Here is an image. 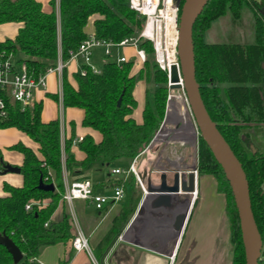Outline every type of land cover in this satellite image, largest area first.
Returning <instances> with one entry per match:
<instances>
[{"label":"trees","instance_id":"16d2710c","mask_svg":"<svg viewBox=\"0 0 264 264\" xmlns=\"http://www.w3.org/2000/svg\"><path fill=\"white\" fill-rule=\"evenodd\" d=\"M184 0L181 1L180 8ZM51 11L39 0H0V25L18 23L13 38L0 41V54H12L17 65L25 66L29 75L38 77L55 67L59 58L69 61L70 53L90 37L119 43L136 37L144 26L140 17L129 6V0H49ZM249 7L255 19V42L207 43L205 33L212 22L226 15L242 17ZM94 17L93 33L87 32ZM196 78L208 112L220 132L242 163L250 188L252 209L264 241V149L252 130L264 131V0H208L198 16L193 30ZM140 49L146 53L142 62L138 56L118 63L107 59L95 72L83 65L85 73L77 71L71 81L67 66L63 69V107L78 108L83 112L81 125L97 131L96 141L87 133L77 142L84 153L78 160L72 151L77 123L69 122L70 137H63L60 119L43 121V104L35 103L22 109L8 103L7 116L0 119V127H14L26 133L37 145L35 151L23 143L11 146L23 154L20 174L23 184H4L0 196V233H5L20 248L24 257L17 264H40L42 250L73 239L69 215L53 220L65 189L64 172L87 169L92 164L109 166L120 159L138 157L153 141L167 108L168 77L154 58L150 41H142ZM135 62L139 71L134 72ZM153 78L154 87L146 89L142 122L134 117L138 101L134 96L137 83ZM59 101V94H51ZM121 98V103L118 101ZM200 174L214 176L218 191L226 195L225 214L233 244L232 264H245L246 255L240 220L229 181L211 150L200 137L198 146ZM54 183V191L38 188L40 179ZM127 181L120 179L113 186H122L130 202L124 206L117 223L103 239V251L95 253L101 262L103 254L125 225L136 192L129 194ZM30 204V209L26 205ZM69 258L64 260L67 264ZM0 264H15L9 251L0 244Z\"/></svg>","mask_w":264,"mask_h":264},{"label":"crops","instance_id":"0c3cea01","mask_svg":"<svg viewBox=\"0 0 264 264\" xmlns=\"http://www.w3.org/2000/svg\"><path fill=\"white\" fill-rule=\"evenodd\" d=\"M39 1L43 3L45 11H51L49 0ZM20 26L18 23L0 25V41L13 38ZM93 30L94 26L87 32L91 35ZM125 57L131 58L128 55ZM82 63L83 60L80 58L68 63L67 68L71 81H73L72 74L82 70ZM137 64L140 66L138 62ZM141 81L144 83L139 86L141 97H137L136 88L134 90V96L138 101L134 117L138 122H142L145 93L149 88V83L145 79L139 82ZM57 89L58 75L51 73L47 77V87L38 88L34 92V104L40 102L43 104V121L58 119L52 112V99L54 98L51 97V94L58 93ZM67 110L73 111L71 117L67 118ZM78 110L81 114L77 120L75 116ZM63 116L62 134L64 138L71 135L69 122L73 120L77 123L72 151L76 158L81 160L84 153L77 147L79 138L90 133L96 141H99L101 136L97 131L81 125L83 118L81 109L66 108L63 110ZM162 121L163 125L158 129L152 143L137 157V175L114 173L115 169L127 170L135 158L120 159L107 166L106 169L103 166L99 170L101 171L100 176L96 181H92L91 176L94 172L95 174L99 172L97 166L93 169L94 172H90V166L83 170L64 172L65 185L91 180L97 193L111 195L115 189L113 184L123 179L127 181L129 194L136 192L137 197L131 205L129 217L118 236L103 254L101 262L96 259L95 253L103 251V239L117 223L124 206L131 201L130 195L126 191L121 201L106 205L103 209H97L94 203L83 199H76L73 202L76 219L87 236L93 256L99 264H223L221 258L224 257L220 248L228 234L225 214L226 199L222 193L217 191L214 176L200 174L198 170L199 137L190 108L184 101L174 100L166 110ZM19 142L35 151L38 150V145L23 131L14 127H0V196L5 194L4 184L6 182L14 186L23 184V176L20 173H2L3 164L17 167L23 164V154L10 148ZM195 167H197L196 193L189 207L184 228L179 233L176 220L187 207L188 197L177 198L171 208L154 209L151 198L144 201L145 194L139 179L144 187L147 186L149 180L154 185H158L162 172L170 173L172 169L189 172ZM168 177L171 181L172 173L168 174ZM64 214L69 215V209L66 203L61 201L52 218L60 220ZM72 232L74 239L76 230L73 224ZM73 239L67 243L45 247L38 257L39 263L63 264L64 260L69 258L67 264H94L87 251L74 250Z\"/></svg>","mask_w":264,"mask_h":264},{"label":"built area","instance_id":"2783aa9c","mask_svg":"<svg viewBox=\"0 0 264 264\" xmlns=\"http://www.w3.org/2000/svg\"><path fill=\"white\" fill-rule=\"evenodd\" d=\"M129 6L140 17L144 18V26L136 37L126 38L119 43L96 40L93 37H90L82 42L76 51L70 53L69 61L64 62L59 58L55 67L49 68L44 74H40L36 78L28 74L25 66L17 65L12 54L2 52L0 54V119L7 116L9 102L21 105L23 110L31 108L34 104V92L38 88L47 87V77L51 73H56L58 75L60 112L63 113V69L70 61L80 58L85 65H89L91 62L92 49L94 47H104L105 56L110 57L112 47L132 46L135 48L138 58L144 62L146 59V53L139 47L142 41H150L153 44L155 61L159 68L166 72L168 76L167 84L169 93L167 109L173 104L174 100H182L188 105L187 96L183 88L177 89L176 91L178 93L174 92L173 89H170L171 66L177 64L179 67L177 48L179 41L180 5L177 4L176 0H129ZM125 61H127V57L125 56L117 58L118 63ZM15 65L20 67V71H17ZM93 70L95 72L99 71L95 69ZM81 73H85V70L82 69ZM60 121L63 129L64 119H60ZM162 125L163 121L159 124V128H161ZM79 140H82V138H79ZM114 173H132L137 175V157L127 170L115 169ZM139 182L144 189V185L140 179ZM123 198L124 189L122 186L115 187L113 194L105 195L97 193L90 180H83L70 184L67 183L65 185L62 200L68 206L69 217L76 230L72 242L73 248L76 251H87L94 264L99 263L94 258L88 238L81 230L78 220L76 219L73 202L76 199H83L94 203L97 209H103L106 205L117 203ZM30 207V204L26 205V209H30ZM258 264H264V241H262Z\"/></svg>","mask_w":264,"mask_h":264},{"label":"water","instance_id":"95a60500","mask_svg":"<svg viewBox=\"0 0 264 264\" xmlns=\"http://www.w3.org/2000/svg\"><path fill=\"white\" fill-rule=\"evenodd\" d=\"M181 1L176 0L178 5L181 4ZM207 2L208 0H184L181 6L177 48L179 67L177 64L171 66L170 89H184L190 111L196 124V133L199 138L201 137L205 141L211 150L231 186L240 220L246 255L245 264H258L263 240L253 213L247 176L242 163L220 132L217 124L211 118L196 78L193 30L194 24ZM120 103L121 98L118 101V105ZM20 172V167L10 164L3 166V174ZM170 173H172L171 181L168 179V174ZM170 173L167 171L162 172L158 185H154L151 180L148 181L147 186L143 189L145 194L144 201L151 198L154 209H166L171 208L174 200L177 198L183 196L188 197L187 207L183 214L176 220L180 233L184 228L189 207L196 193L197 167L191 169L189 172L172 169ZM38 188L45 191H54L56 186L54 183H45L41 178ZM0 244L6 247L12 255L15 264L23 259L24 255L20 248L5 233H0Z\"/></svg>","mask_w":264,"mask_h":264},{"label":"rangeland","instance_id":"374dc122","mask_svg":"<svg viewBox=\"0 0 264 264\" xmlns=\"http://www.w3.org/2000/svg\"><path fill=\"white\" fill-rule=\"evenodd\" d=\"M93 20L94 17H92L88 23V29L90 30L92 29L93 26ZM204 41H206L207 43H254L255 42V19H254V14L252 12V10L249 7H244L243 11H242V17L239 20H235L233 19L231 12L228 10V12L226 13V15H224L223 17L216 19L212 22V25L210 27V29L205 33L204 35ZM92 60L89 64V66H91L93 69L95 70H99V68H102L103 65V61H105L107 59V57L105 56V48L98 46V47H94L92 49ZM130 56V59H134V57L137 56L136 50L134 47L132 46H127V47H112L111 48V59H116V58H120L121 56ZM93 61H95L97 64H95ZM82 65H84V62L82 63ZM17 71H20V67H18L17 65H15ZM140 66H138V64L135 62L134 68L133 70L135 72L139 71ZM168 77V76H167ZM146 80V79H145ZM149 83V87H154L155 83L153 81V78H150ZM168 83V82H167ZM143 83V81L139 82L137 87H136V94L137 97H141V92L139 89V86H141ZM167 88H168V84H167ZM139 90V91H138ZM177 90V89H176ZM176 90H174V92L178 93ZM58 91V89H57ZM168 93H169V88H168ZM182 95V94H181ZM52 112L56 114V116L59 119H63V113L60 112V104L55 101L54 99H52ZM167 102H168V96H167ZM168 105V104H167ZM189 108V105H187ZM64 110V108H63ZM167 110V108H166ZM78 114H76V119H79L80 116V110H78ZM73 111L71 110H67L66 111V115L67 118L71 117L70 115L72 114ZM74 114V113H73ZM251 134H253L254 138L257 139V142L261 144V148L264 149V131H256V130H252L250 131ZM5 164H3L4 166ZM95 166H97L99 169H97L98 171L100 170V168L102 169L103 166L99 164H92L90 166V172H94L93 169L95 168ZM121 166V164H120ZM105 169L107 166H104ZM101 171L97 172V174H92L91 179L93 180H97L98 177L100 176ZM215 178V177H214ZM216 180V189L218 191V182L217 179ZM91 181V180H90ZM219 192V191H218ZM224 195L225 199H226V195L223 192H220ZM226 201V200H225ZM227 202V201H226ZM226 204V203H225ZM226 222H227V230H228V236L226 235V239L224 241V243L222 244V247L220 248V252L222 253L224 258L222 259L223 264H232V259H233V244H232V240H231V235H230V230H229V226H228V220L226 218ZM227 233V232H226Z\"/></svg>","mask_w":264,"mask_h":264}]
</instances>
